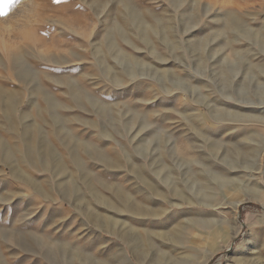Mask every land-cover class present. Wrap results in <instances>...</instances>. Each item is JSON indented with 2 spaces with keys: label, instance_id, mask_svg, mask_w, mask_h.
<instances>
[{
  "label": "rangeland",
  "instance_id": "rangeland-1",
  "mask_svg": "<svg viewBox=\"0 0 264 264\" xmlns=\"http://www.w3.org/2000/svg\"><path fill=\"white\" fill-rule=\"evenodd\" d=\"M0 5V264H264V0Z\"/></svg>",
  "mask_w": 264,
  "mask_h": 264
},
{
  "label": "snow or ice",
  "instance_id": "snow-or-ice-1",
  "mask_svg": "<svg viewBox=\"0 0 264 264\" xmlns=\"http://www.w3.org/2000/svg\"><path fill=\"white\" fill-rule=\"evenodd\" d=\"M54 2H59V0H54ZM4 3L7 4L8 0H4ZM3 5H0V11H2Z\"/></svg>",
  "mask_w": 264,
  "mask_h": 264
}]
</instances>
